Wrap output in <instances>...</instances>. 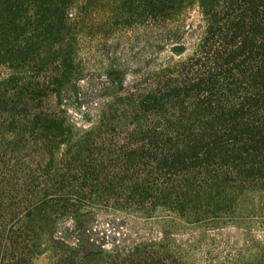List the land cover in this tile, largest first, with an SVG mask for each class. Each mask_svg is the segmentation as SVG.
I'll use <instances>...</instances> for the list:
<instances>
[{"label": "trees", "instance_id": "obj_1", "mask_svg": "<svg viewBox=\"0 0 264 264\" xmlns=\"http://www.w3.org/2000/svg\"><path fill=\"white\" fill-rule=\"evenodd\" d=\"M70 1L0 0V33L8 24L38 27L43 11L50 23L64 20ZM122 1L157 32V52L169 43L180 59L124 88L90 130L62 131L71 129L36 95L22 94V83L10 95L9 81H0V243L13 257L33 236L25 223L34 215L46 231L78 216L157 226L154 238L114 248L104 264H196L203 240L212 244L227 226L246 231L245 210L258 212L254 221L264 228V0ZM194 9L200 24H180ZM35 85V92L43 86ZM118 111L126 124L113 123ZM40 140L50 160L32 169L23 149ZM35 189L48 192L33 203ZM157 211L169 220L156 219ZM173 221L185 242L172 239ZM67 251L57 254L68 257L63 264L100 254ZM230 257H264V241L248 239Z\"/></svg>", "mask_w": 264, "mask_h": 264}, {"label": "rangeland", "instance_id": "obj_2", "mask_svg": "<svg viewBox=\"0 0 264 264\" xmlns=\"http://www.w3.org/2000/svg\"><path fill=\"white\" fill-rule=\"evenodd\" d=\"M130 1L132 4L133 0ZM122 3V0H72L66 8L67 12L65 10L64 20L50 23L47 12L43 11L38 19L39 26L34 22L32 30L22 27L13 29L8 24L0 33V81L10 82L6 85L7 93L12 95L11 89L16 90V85L22 83V94L36 95L44 108L59 113L62 123L71 130L64 126L59 129L76 135L90 130L99 119L103 105L122 95V90L136 82L142 74L162 65L169 58L180 59L171 52L169 43L163 48L160 46L157 52V32L153 28H145L136 16H131V9L128 12ZM79 11H82L81 14ZM178 19L182 21L180 24L193 27L200 24L196 9ZM37 69L42 72L39 71V74ZM37 82L43 86L35 92ZM124 121L126 124L127 119L118 111L113 123L120 125ZM28 133L26 131L25 137ZM34 144H38L39 151L33 150ZM45 145L44 140L33 141L23 149L31 150L27 162L32 169L40 161L41 165L49 162V148ZM57 145L58 148H53L58 151L55 160H58L63 148L61 144ZM47 192L35 189L32 202L35 203ZM84 209L86 207H82L81 211ZM245 214L246 231L227 226L217 231L212 244L205 245L207 241L203 240L202 248L195 257L196 264H264V257H247L248 260L242 261L230 257L235 249L244 247L248 239L264 241V228L254 221L260 218L259 213L252 215L245 210ZM155 218L169 220L164 211H157ZM40 220L38 215H34L26 221L25 225L33 236L23 241L19 257L12 256V246L0 243V264H16L17 260L19 264H63L68 257H57V254H68V249L78 253L100 252L79 264H104L107 254L114 248L130 247L141 240L154 238L157 229L155 224L142 220L140 223H123L119 217H97L96 221L85 218L82 221L83 217L78 216L58 221L46 231L40 226ZM250 220L253 222L250 223ZM174 223L176 221L168 223L175 232L172 239L177 243L185 242L182 229L171 226Z\"/></svg>", "mask_w": 264, "mask_h": 264}]
</instances>
